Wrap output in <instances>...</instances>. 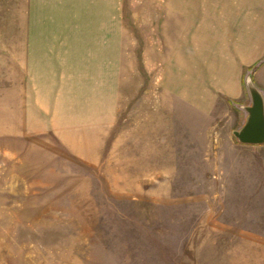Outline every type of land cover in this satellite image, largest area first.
<instances>
[{"label": "rangeland", "instance_id": "obj_1", "mask_svg": "<svg viewBox=\"0 0 264 264\" xmlns=\"http://www.w3.org/2000/svg\"><path fill=\"white\" fill-rule=\"evenodd\" d=\"M263 1L0 0V264H264Z\"/></svg>", "mask_w": 264, "mask_h": 264}, {"label": "crops", "instance_id": "obj_2", "mask_svg": "<svg viewBox=\"0 0 264 264\" xmlns=\"http://www.w3.org/2000/svg\"><path fill=\"white\" fill-rule=\"evenodd\" d=\"M263 5V6H262ZM249 8V7H248ZM257 11H248V12H236L235 15L237 17H242L241 19H250V20H264V1L260 3V6H255ZM244 25V24H242ZM238 31L248 33L252 35V33H259L261 37H259V42L256 45L251 46V48L239 47L240 50H236V56L239 58L238 61H235V69L234 73L230 74L228 77L223 76L220 80V88L225 89V92L229 94L231 97L238 98L242 94V82H243V73L244 67L256 62L258 58L264 57V22L262 24H255L251 27L249 26H241L238 27ZM248 36V40L252 39V36ZM251 49V50H249ZM252 59V60H251ZM251 60V61H250ZM240 61V62H239ZM249 67V66H248ZM263 68L264 65L258 70L256 74L257 83L262 82L263 84ZM258 86V85H257ZM259 87V86H258ZM261 88V87H259ZM262 90V89H261Z\"/></svg>", "mask_w": 264, "mask_h": 264}, {"label": "water", "instance_id": "obj_3", "mask_svg": "<svg viewBox=\"0 0 264 264\" xmlns=\"http://www.w3.org/2000/svg\"><path fill=\"white\" fill-rule=\"evenodd\" d=\"M251 104L245 107L248 114L246 123L234 135L243 144L264 145V94L254 84L248 82Z\"/></svg>", "mask_w": 264, "mask_h": 264}]
</instances>
